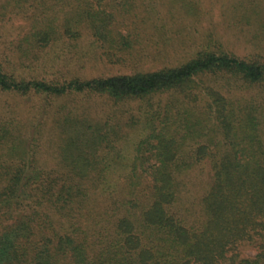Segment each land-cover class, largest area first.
Wrapping results in <instances>:
<instances>
[{
    "label": "trees",
    "instance_id": "1",
    "mask_svg": "<svg viewBox=\"0 0 264 264\" xmlns=\"http://www.w3.org/2000/svg\"><path fill=\"white\" fill-rule=\"evenodd\" d=\"M5 4L35 11L31 38L40 46L61 35L78 39L82 25L101 44L130 46L128 36L114 34L104 0ZM206 75L229 76L264 94V63L207 51L176 68L60 85L16 82L0 71V90L54 97L86 92L120 101L187 90ZM204 91V107L193 99L187 109L168 113L158 131L152 124L130 160L117 156L110 164L97 155L113 142L101 136L94 153L75 157L69 172L44 171L31 154L5 184L1 173L0 264H264V100ZM201 164L208 172L199 171L196 181L189 170ZM116 177L128 181L122 200ZM97 189L102 211L91 195ZM242 245L254 254L242 256Z\"/></svg>",
    "mask_w": 264,
    "mask_h": 264
},
{
    "label": "rangeland",
    "instance_id": "2",
    "mask_svg": "<svg viewBox=\"0 0 264 264\" xmlns=\"http://www.w3.org/2000/svg\"><path fill=\"white\" fill-rule=\"evenodd\" d=\"M104 3L113 14L114 34L128 36L129 47L101 44L83 25L76 40L61 35L40 46L31 38L35 11L21 6L13 9L0 0V71L16 82L60 85L176 68L203 51L264 63V0ZM61 18L64 16L58 17V23ZM195 83L187 90L120 101L86 92L54 97L0 90V174H6L2 184L31 154L44 171L69 172L75 157L94 153L101 136L113 142L108 149H98L97 155L107 156L110 164L119 162L117 156L130 160L134 143L148 134L152 124L158 131L170 119L168 113L187 109L194 100H201L199 108L204 107L209 102L205 88L244 102L264 100L262 89L250 88L229 76H201ZM199 171L208 172V166L193 165L189 177L199 181ZM115 180L117 200H122L129 192L128 181L122 177ZM141 189L145 192V186ZM98 192L94 190L91 195L102 211L104 197ZM239 252L252 256L254 249L242 245Z\"/></svg>",
    "mask_w": 264,
    "mask_h": 264
}]
</instances>
